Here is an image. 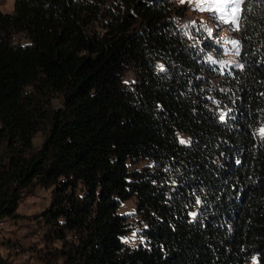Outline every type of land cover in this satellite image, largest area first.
<instances>
[{"label":"trees","instance_id":"trees-1","mask_svg":"<svg viewBox=\"0 0 264 264\" xmlns=\"http://www.w3.org/2000/svg\"><path fill=\"white\" fill-rule=\"evenodd\" d=\"M183 9L13 0L0 11V219L32 181L51 185L38 212L58 241L47 264H264V0L241 4L243 67L214 90L223 106L207 96V54L222 48L179 25ZM131 195L137 246L116 211Z\"/></svg>","mask_w":264,"mask_h":264},{"label":"rangeland","instance_id":"rangeland-1","mask_svg":"<svg viewBox=\"0 0 264 264\" xmlns=\"http://www.w3.org/2000/svg\"><path fill=\"white\" fill-rule=\"evenodd\" d=\"M12 1L0 0V11L10 12ZM173 2L184 6L183 13L178 18L179 25L194 31L199 30V36L207 34L213 37L222 48L219 54H207V58L217 66V74L210 79L211 91L207 96L211 97L218 106H223L224 103L221 102H225V99L218 98L214 90L227 93L229 89L223 81V75L230 74L231 68L239 66L236 48L231 43L237 41L239 47L236 24L232 23L229 16H225L228 23L220 20V16L224 13L217 10L221 7L217 0H183V2L173 0ZM132 77V70L127 69L124 73L125 81ZM32 141L38 144L40 134L35 133ZM140 166L141 161L130 164V167ZM51 187L32 181L22 189L14 214L0 219V254L8 260V264H47L52 260L49 255L52 254L53 245L58 244V241L45 238L44 229L38 221V212L49 203ZM116 211L129 220V229L120 236L121 240L129 246L142 243L143 222L135 211V196L131 195L120 200Z\"/></svg>","mask_w":264,"mask_h":264},{"label":"snow or ice","instance_id":"snow-or-ice-1","mask_svg":"<svg viewBox=\"0 0 264 264\" xmlns=\"http://www.w3.org/2000/svg\"><path fill=\"white\" fill-rule=\"evenodd\" d=\"M183 2V0H182ZM217 3L221 5L217 10L224 13V15L220 16V20L224 23H228L229 21L225 19V16L231 17L232 23L236 24V30H239V23L237 22L238 15L241 12V4L245 3V0H217ZM224 6H227L226 8ZM203 10V9H201ZM213 18H215V14H213ZM233 46L236 48V54H239V47L237 41L231 42ZM239 67H243V65H239ZM260 134L264 136V127L259 130ZM180 143H186L184 140H181ZM135 235V234H134ZM127 242V241H125Z\"/></svg>","mask_w":264,"mask_h":264}]
</instances>
